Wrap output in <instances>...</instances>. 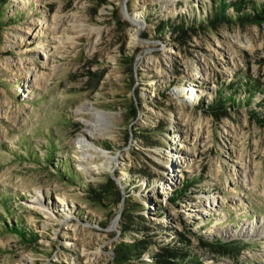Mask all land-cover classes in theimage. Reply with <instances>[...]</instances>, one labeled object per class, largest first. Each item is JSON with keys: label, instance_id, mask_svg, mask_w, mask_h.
<instances>
[{"label": "rangeland", "instance_id": "rangeland-1", "mask_svg": "<svg viewBox=\"0 0 264 264\" xmlns=\"http://www.w3.org/2000/svg\"><path fill=\"white\" fill-rule=\"evenodd\" d=\"M263 16L0 0V264H264Z\"/></svg>", "mask_w": 264, "mask_h": 264}, {"label": "trees", "instance_id": "trees-1", "mask_svg": "<svg viewBox=\"0 0 264 264\" xmlns=\"http://www.w3.org/2000/svg\"><path fill=\"white\" fill-rule=\"evenodd\" d=\"M227 3L225 1H222V5L219 9V12L217 13V16L219 15H222L223 14V11L226 9L227 7ZM240 7V5L238 6ZM264 18V16L262 17ZM110 185V184H109ZM108 185V186H109ZM107 186V187H108ZM118 194H120V192H118ZM130 203V200H128V206L126 209H128V212H126V214H128L131 209L133 210L134 209V206L132 204H129ZM18 225H15V224H12L10 226H6L7 227V230L8 231H11V232H16V233H19L20 235H22L23 237L26 236V231L24 229L23 226H20V222L17 223ZM223 241H218V244L219 247H222V248H232L233 246L231 244H225L223 245ZM222 245V246H220ZM234 248V247H233ZM118 261L120 263H123L124 261L126 260H129L130 258H133L134 256H138L142 250L144 249V246H143V242H137V243H129V244H125L123 243L121 245L120 248H118ZM175 257V258H182L183 256L180 255V253L176 252V251H169V250H164V253L161 254V253H158L157 256H155V259L156 261L158 260V262H160V264H170L168 263L169 261L167 260V257Z\"/></svg>", "mask_w": 264, "mask_h": 264}, {"label": "bare ground", "instance_id": "bare-ground-1", "mask_svg": "<svg viewBox=\"0 0 264 264\" xmlns=\"http://www.w3.org/2000/svg\"><path fill=\"white\" fill-rule=\"evenodd\" d=\"M102 114H103V113H102ZM94 126H95L94 124H89V125H88V127H89L88 129L92 130V129L94 128ZM94 129H95V128H94ZM80 144H81V148H83V149L86 148V146H90L89 144L86 143V140H85V139H82V140L80 141ZM90 147H91V146H90ZM83 149H82V150H83ZM83 152H84V151H83ZM88 152H89V151H88Z\"/></svg>", "mask_w": 264, "mask_h": 264}]
</instances>
